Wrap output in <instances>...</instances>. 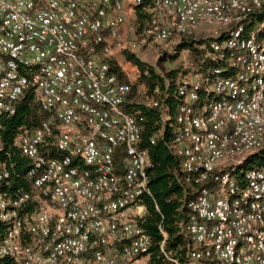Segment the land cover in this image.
<instances>
[{"label": "built area", "instance_id": "1", "mask_svg": "<svg viewBox=\"0 0 264 264\" xmlns=\"http://www.w3.org/2000/svg\"><path fill=\"white\" fill-rule=\"evenodd\" d=\"M130 1L0 0V114L30 94L50 116L14 140L31 163L24 175L0 139V264H149L144 118L103 59L131 51L119 29L138 6L152 19L131 27L133 48L215 39L204 59L218 66L192 63L173 116L162 105L192 242L171 261L264 264V165L246 166L264 150V23L249 28L264 0Z\"/></svg>", "mask_w": 264, "mask_h": 264}, {"label": "trees", "instance_id": "2", "mask_svg": "<svg viewBox=\"0 0 264 264\" xmlns=\"http://www.w3.org/2000/svg\"><path fill=\"white\" fill-rule=\"evenodd\" d=\"M143 7L135 8V22L139 33L148 26L152 19V14L145 11ZM262 23H264V12L252 18L249 28L250 30L254 29ZM214 41L215 39H205L204 37L195 40L184 39L177 45V53L172 58L175 60L180 57L182 51H189L190 57L193 58L190 61L191 64L200 65L204 69L214 68L218 66L217 61L212 58L204 59L207 50L210 49ZM126 55L129 59L136 60L135 56L128 51ZM103 59L109 63L111 72L117 74L122 83L132 86L126 106L127 110L144 118L142 146L149 149L154 165L150 171V194L146 195L143 200L149 215L145 218L142 227L152 240L149 264H174L172 259L185 261L186 254L192 247L191 239L184 230L188 221V210L185 207L184 188L178 180L181 173L180 162L168 148V144L173 140L174 130L170 122L164 124L162 120L164 114L162 105L169 107L167 112L173 116L178 103L176 81L181 74L187 72V69L181 67L162 74L155 67L136 60L140 74L138 80L131 83L128 74L116 58ZM155 102H159V107L153 106ZM48 118L50 116L47 114L40 115L38 113L37 106L33 103V96L30 94H27L18 103L15 115L0 114V139L5 151L10 154V161L15 165L14 169L19 176L26 174L31 163L20 154L14 145V140L22 128L37 127ZM152 139L156 140V144H151ZM263 165L264 150L246 163L249 168ZM163 242H165L164 252L161 250Z\"/></svg>", "mask_w": 264, "mask_h": 264}, {"label": "rangeland", "instance_id": "3", "mask_svg": "<svg viewBox=\"0 0 264 264\" xmlns=\"http://www.w3.org/2000/svg\"><path fill=\"white\" fill-rule=\"evenodd\" d=\"M132 6H130L131 8ZM135 10V8H134ZM128 13V24L123 25L119 29L120 33V40L123 42L125 47H129L130 50H126L124 52L119 53V49L116 50L117 52V61L123 70L128 74L131 83H134L138 80V76L140 71L137 66V61L146 63L156 68V70L162 74H167L170 71L178 68H189L191 63L190 52L189 51H182L180 53V57L173 60L172 56H175L177 51L176 47L180 43L176 40L171 41L167 45H154L151 44L145 49L138 50V48H133L132 41L133 36L131 32V27L136 26V18L135 13L132 10H129ZM156 16H160V11L156 12ZM203 35V36H202ZM204 34L198 35V38L204 37ZM183 42V40L181 41ZM131 53L135 56L136 60H131L126 55V52ZM175 54V55H174ZM150 262V259H149Z\"/></svg>", "mask_w": 264, "mask_h": 264}, {"label": "crops", "instance_id": "4", "mask_svg": "<svg viewBox=\"0 0 264 264\" xmlns=\"http://www.w3.org/2000/svg\"><path fill=\"white\" fill-rule=\"evenodd\" d=\"M131 5V1L128 0V3H127V6H130ZM136 8V7H135ZM130 10V9H129Z\"/></svg>", "mask_w": 264, "mask_h": 264}]
</instances>
